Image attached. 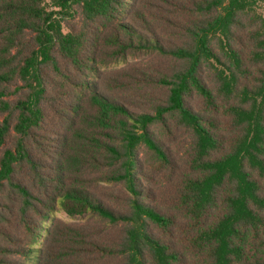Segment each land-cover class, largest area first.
I'll return each instance as SVG.
<instances>
[{
	"label": "trees",
	"instance_id": "obj_1",
	"mask_svg": "<svg viewBox=\"0 0 264 264\" xmlns=\"http://www.w3.org/2000/svg\"><path fill=\"white\" fill-rule=\"evenodd\" d=\"M49 2L0 0V264H264V0Z\"/></svg>",
	"mask_w": 264,
	"mask_h": 264
},
{
	"label": "rangeland",
	"instance_id": "obj_2",
	"mask_svg": "<svg viewBox=\"0 0 264 264\" xmlns=\"http://www.w3.org/2000/svg\"><path fill=\"white\" fill-rule=\"evenodd\" d=\"M45 7L47 8V10H51L52 6L49 0H45ZM10 204H12L11 193L9 192L8 183L5 182L4 186L0 189V218L8 219V217L5 215L4 208L5 206ZM57 217L62 220H68L67 217L61 213H58ZM4 248L5 246L0 241V255L7 254L6 252H4Z\"/></svg>",
	"mask_w": 264,
	"mask_h": 264
}]
</instances>
